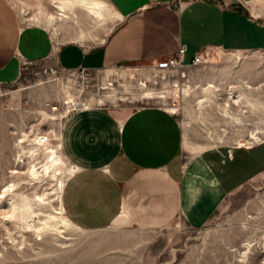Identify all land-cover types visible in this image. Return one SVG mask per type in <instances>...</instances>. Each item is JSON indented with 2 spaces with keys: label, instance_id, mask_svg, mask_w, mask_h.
<instances>
[{
  "label": "rangeland",
  "instance_id": "374dc122",
  "mask_svg": "<svg viewBox=\"0 0 264 264\" xmlns=\"http://www.w3.org/2000/svg\"><path fill=\"white\" fill-rule=\"evenodd\" d=\"M4 1L22 25L43 26L56 40L68 39L61 30L70 25L99 38L111 26L107 9L97 18L80 5L62 11L60 0ZM165 61L83 77L54 74L57 66L44 61L19 63L18 78L0 83V264H264V172L229 193L198 228L177 219L155 229L113 224L86 230L64 210L69 221L60 220L59 186L71 172L60 144L68 102L169 108L182 126L184 162L204 150L264 140V50L207 49L204 62L187 68L189 86L178 89L172 83L181 77L156 67ZM47 133L50 141L39 144L38 134ZM23 199L32 210L17 209L23 218H10L11 204Z\"/></svg>",
  "mask_w": 264,
  "mask_h": 264
},
{
  "label": "crops",
  "instance_id": "0c3cea01",
  "mask_svg": "<svg viewBox=\"0 0 264 264\" xmlns=\"http://www.w3.org/2000/svg\"><path fill=\"white\" fill-rule=\"evenodd\" d=\"M98 1L103 17L107 9L112 18L105 36L70 25L61 30L68 39L56 40L43 26L22 25L0 0V83L18 78L19 55L96 71L167 59L181 45L187 64L210 48L264 50V0ZM169 110L90 106L65 119L60 144L71 172L61 204L72 223L155 229L181 219L202 227L229 193L264 172V140L204 150L184 162L182 126Z\"/></svg>",
  "mask_w": 264,
  "mask_h": 264
},
{
  "label": "built area",
  "instance_id": "2783aa9c",
  "mask_svg": "<svg viewBox=\"0 0 264 264\" xmlns=\"http://www.w3.org/2000/svg\"><path fill=\"white\" fill-rule=\"evenodd\" d=\"M185 51H186L185 46L181 45L172 56L167 58L165 62L161 63V66H156L158 68L162 67L160 70L167 71L168 73H171V75H173V76H180L181 77V80H182L181 83L178 81V79L172 83V85L174 87H176L177 89H178V86L180 87V85L182 88V86L188 87L190 84V80H189L188 74H187V68L191 67V66H197V65H199L205 61V51H203V52L196 53L193 56V58L191 59L190 63L187 64L184 62ZM19 63L21 65V67L23 68V67L33 65L34 63H36V60L28 59V58H21L19 60ZM51 71L54 74H62V73L72 74L75 72H79L80 76L83 77L88 70H86L84 68H80L77 70H69V69H64V68L57 66V68H52ZM89 107L90 106L88 104H86L84 101L68 102L66 105V109L63 112L62 117L67 118L68 116H70L74 112L81 110V109L89 108ZM160 107H162V106H160ZM170 112H172V111H170ZM172 113L174 114V112H172ZM49 137L50 136L48 133L47 134H38L39 144H41V145L47 144V142L50 141Z\"/></svg>",
  "mask_w": 264,
  "mask_h": 264
},
{
  "label": "bare ground",
  "instance_id": "6f19581e",
  "mask_svg": "<svg viewBox=\"0 0 264 264\" xmlns=\"http://www.w3.org/2000/svg\"><path fill=\"white\" fill-rule=\"evenodd\" d=\"M79 5L80 6H83L89 12H91L92 14H94V15H96L98 17H102L103 16V10H104L103 3L101 1H98V0H60L59 7H60V9L62 11H65V9H67L68 7L75 8L76 6H79ZM60 160L62 161V158H60ZM61 183L62 184L59 186V191H58L59 193H58V198H57L58 206H59L57 209L60 210L59 211L60 213L63 212V207H62V204H61V191H62V188L64 187L63 186V184H64L63 181H61ZM27 201H26V199H23L21 203L13 202L11 204V210L12 211L10 212L11 213L10 218H14L16 220H18V219L21 220V218H23V214H22V211L23 210L22 209H24V210H30V208H31V204L32 203L30 204ZM17 209H20L22 211L16 212ZM31 210H32V208H31ZM33 211H34V209H33ZM31 213H33V212H31ZM60 215H62V216H60L61 222L62 223H68V221H69L68 218L63 213H61ZM23 220H25V219H23ZM37 228H39V227H37ZM39 229H41V228H39Z\"/></svg>",
  "mask_w": 264,
  "mask_h": 264
}]
</instances>
